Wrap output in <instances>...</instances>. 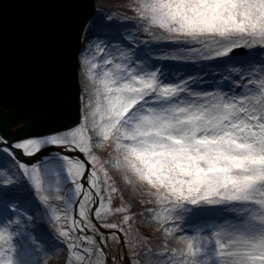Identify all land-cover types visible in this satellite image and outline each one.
<instances>
[{"label":"snow or ice","instance_id":"1","mask_svg":"<svg viewBox=\"0 0 264 264\" xmlns=\"http://www.w3.org/2000/svg\"><path fill=\"white\" fill-rule=\"evenodd\" d=\"M120 7L0 102V264H264V0Z\"/></svg>","mask_w":264,"mask_h":264},{"label":"water","instance_id":"2","mask_svg":"<svg viewBox=\"0 0 264 264\" xmlns=\"http://www.w3.org/2000/svg\"><path fill=\"white\" fill-rule=\"evenodd\" d=\"M94 8L95 0H0V102L6 93L55 106Z\"/></svg>","mask_w":264,"mask_h":264},{"label":"rangeland","instance_id":"3","mask_svg":"<svg viewBox=\"0 0 264 264\" xmlns=\"http://www.w3.org/2000/svg\"><path fill=\"white\" fill-rule=\"evenodd\" d=\"M128 2L129 0H96L97 8L113 9L115 11H126L120 6L127 4ZM127 14L131 15L130 12H127ZM162 63L169 66H175L172 62L169 61H163ZM51 264H62V261L58 260L57 258H53Z\"/></svg>","mask_w":264,"mask_h":264}]
</instances>
